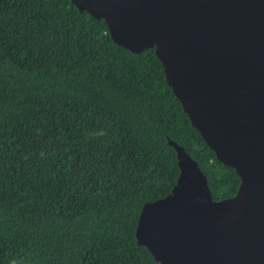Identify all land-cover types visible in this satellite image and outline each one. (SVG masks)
<instances>
[{"label":"trees","instance_id":"16d2710c","mask_svg":"<svg viewBox=\"0 0 264 264\" xmlns=\"http://www.w3.org/2000/svg\"><path fill=\"white\" fill-rule=\"evenodd\" d=\"M163 75L69 0H0V264H158L134 228L175 184L168 141L234 195Z\"/></svg>","mask_w":264,"mask_h":264},{"label":"water","instance_id":"95a60500","mask_svg":"<svg viewBox=\"0 0 264 264\" xmlns=\"http://www.w3.org/2000/svg\"><path fill=\"white\" fill-rule=\"evenodd\" d=\"M113 44L152 49L191 127L239 180L211 198L175 143L170 192L142 205L134 238L158 264H264V0H69Z\"/></svg>","mask_w":264,"mask_h":264},{"label":"clouds","instance_id":"9594fccd","mask_svg":"<svg viewBox=\"0 0 264 264\" xmlns=\"http://www.w3.org/2000/svg\"><path fill=\"white\" fill-rule=\"evenodd\" d=\"M171 142H172V141H171ZM173 143H174V142H173ZM177 146H178V145H177ZM170 147H171V146H170ZM179 147H180V146H179ZM171 148H172V147H171ZM181 148H182V147H181ZM182 149H183V148H182ZM173 151H174V150H173ZM184 152H185V151H184ZM185 153H186V152H185ZM186 154H187V153H186ZM187 155H188V154H187ZM214 158H215V157H214ZM193 161H194V160H193ZM196 164H197V163H196ZM176 166H177V165H176ZM197 166H198V165H197ZM198 168H199V167H198ZM229 169H230V168H229ZM200 171H201V170H200ZM202 174H203V173H202ZM205 179H206V178H205ZM169 192H170V191H169ZM167 194H168V193H167ZM167 194H166V195H167ZM166 195H165V196H166ZM161 198H162V197H161ZM159 199H160V198H159ZM156 200H157V199H156ZM154 201H155V200H154ZM151 202H152V201H151ZM146 203H147V202H146ZM134 229H135V228H134ZM144 248H145V247H144ZM145 249H146V248H145ZM146 250H147V249H146ZM149 254H150V253H149Z\"/></svg>","mask_w":264,"mask_h":264}]
</instances>
